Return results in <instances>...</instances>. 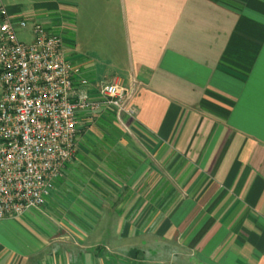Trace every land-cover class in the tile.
Returning <instances> with one entry per match:
<instances>
[{"label":"crops","instance_id":"crops-1","mask_svg":"<svg viewBox=\"0 0 264 264\" xmlns=\"http://www.w3.org/2000/svg\"><path fill=\"white\" fill-rule=\"evenodd\" d=\"M41 4L96 85L138 90L128 125L152 154L132 166L76 153L57 184L85 187V252L71 264H264V0ZM24 231L12 255L24 259L8 264L45 249Z\"/></svg>","mask_w":264,"mask_h":264},{"label":"built area","instance_id":"built-area-1","mask_svg":"<svg viewBox=\"0 0 264 264\" xmlns=\"http://www.w3.org/2000/svg\"><path fill=\"white\" fill-rule=\"evenodd\" d=\"M33 37L21 41L18 30ZM138 90L96 85L48 22L0 0V222L45 206L77 153L82 120L111 112L130 130Z\"/></svg>","mask_w":264,"mask_h":264},{"label":"rangeland","instance_id":"rangeland-1","mask_svg":"<svg viewBox=\"0 0 264 264\" xmlns=\"http://www.w3.org/2000/svg\"><path fill=\"white\" fill-rule=\"evenodd\" d=\"M43 1L45 0H2L9 12H19L22 15L32 13L37 19L41 18L44 22H49L47 15L40 11ZM49 24L52 26L50 22ZM18 35L21 41L33 40L32 36L21 29L18 30ZM81 132L77 155L73 162H99L109 159L116 164L121 162L133 166V164L151 160L152 154L143 147L148 144L145 142L144 144L142 139L135 137L132 130L123 127L111 112L94 114L88 119H83ZM157 161L160 162L159 159ZM70 165H67L65 174ZM65 174L64 177L67 176ZM58 187L44 207L23 217L0 222V243L9 251L0 250V260L4 258L3 264L21 260V256L12 255L24 253V241L28 240L24 233V224L35 230L38 229L45 247L34 256L27 257L30 264L36 261L44 262V264H71L80 260L85 252V249L80 246L86 243L84 221L87 218H85L84 207L87 205L83 192L85 187L71 188L67 184L63 186L64 188ZM93 261L100 262L95 255Z\"/></svg>","mask_w":264,"mask_h":264},{"label":"trees","instance_id":"trees-1","mask_svg":"<svg viewBox=\"0 0 264 264\" xmlns=\"http://www.w3.org/2000/svg\"><path fill=\"white\" fill-rule=\"evenodd\" d=\"M109 113V112H108ZM112 115H114L113 113H112Z\"/></svg>","mask_w":264,"mask_h":264}]
</instances>
